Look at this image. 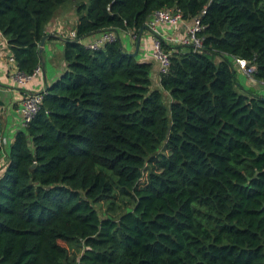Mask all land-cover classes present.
<instances>
[{"label": "trees", "instance_id": "obj_1", "mask_svg": "<svg viewBox=\"0 0 264 264\" xmlns=\"http://www.w3.org/2000/svg\"><path fill=\"white\" fill-rule=\"evenodd\" d=\"M67 0H0L17 68ZM199 17L202 45L161 39L165 72L123 47L153 12ZM66 68L10 144L0 175V264H264V0H80ZM118 37L92 48L104 30ZM62 35V34H60ZM249 75V74H248ZM23 118V117H22ZM0 129V161L3 156ZM102 216L97 202L111 212Z\"/></svg>", "mask_w": 264, "mask_h": 264}, {"label": "crops", "instance_id": "obj_2", "mask_svg": "<svg viewBox=\"0 0 264 264\" xmlns=\"http://www.w3.org/2000/svg\"><path fill=\"white\" fill-rule=\"evenodd\" d=\"M64 17L68 19V22ZM77 20L78 14H67L66 11L63 16L62 14L54 15L51 22L48 23L46 27V32L50 35L45 41L42 56L43 60L40 66L41 71L23 81L17 76V73L20 70L17 68L16 63L12 58V53L7 46L6 38L0 31V129L3 135L2 143L5 145V148L6 144L12 142L18 129L22 127L23 118L21 111L19 110L22 99L30 93L43 91L47 84L53 82L65 70V39L55 35V33L62 34L63 36H70L72 31L76 28ZM69 24L72 26H69ZM190 25L191 20L183 21L180 24L160 23L154 29L151 27L150 29L146 28L142 32L139 51L142 47L150 49L153 40L156 37H161L167 42L181 43L178 38L184 35ZM102 32L103 31L94 33L85 40H93L100 36ZM121 35L130 37L132 45L131 49L128 51H134L136 49L137 38H135L128 30L122 31L120 37ZM145 59L154 61V79L158 82V61L153 57H146ZM237 71L245 72L240 66L237 68ZM249 82L253 85L252 83L255 84L257 81H254L249 75ZM255 87L258 88V85ZM0 171H2V167L0 168Z\"/></svg>", "mask_w": 264, "mask_h": 264}, {"label": "built area", "instance_id": "obj_3", "mask_svg": "<svg viewBox=\"0 0 264 264\" xmlns=\"http://www.w3.org/2000/svg\"><path fill=\"white\" fill-rule=\"evenodd\" d=\"M183 21L182 13L177 9L173 8H165V9H157L151 15L150 20L147 23L148 28H155L160 23H169V24H180ZM202 27L201 20L199 17H195L191 20V25L187 29V31L179 37V41L181 43H193L195 47H200L202 45V38L197 35V31ZM152 30V29H151ZM131 34L137 38L138 34L131 32ZM75 30L72 31L71 36H75ZM118 35L114 30H105L102 32L100 36L97 38L87 41L86 44L89 47L96 48L103 45L108 40H113L117 38ZM161 37H156L153 40L152 47L150 49H146L145 56L153 57L158 61L159 71L165 72L168 70L170 65V53L162 46ZM144 48V47H142ZM237 63L244 69L247 74H251L253 67L248 66L247 60L245 58H237ZM41 71V67L39 66L36 71L32 75H27L21 71L17 73V76L21 81L26 78H30ZM264 82V81H263ZM43 96L42 92H34L26 95L20 104L19 110L21 111L22 117L24 121H30L33 115L38 110L40 103L42 102Z\"/></svg>", "mask_w": 264, "mask_h": 264}, {"label": "rangeland", "instance_id": "obj_4", "mask_svg": "<svg viewBox=\"0 0 264 264\" xmlns=\"http://www.w3.org/2000/svg\"><path fill=\"white\" fill-rule=\"evenodd\" d=\"M78 2H80V0H67L66 2L60 4L55 11V14H64V12L66 11L67 14H78V10H77V4ZM65 20L68 22V19H66V17H64ZM69 26H72L69 24ZM70 28V27H69ZM63 36V35H62ZM71 36V35H70ZM63 37H67V36H63ZM89 38V37H88ZM86 38V39H88ZM121 42L123 44V47L127 50L131 49V39L129 36H123L121 35ZM146 52V48H140V51L137 54V58L138 59H143L146 58V56L144 55ZM154 64L152 66V74H154ZM155 75V74H154ZM237 76H238V89L242 92H247L250 88H251V83L249 82V75L243 71H237ZM252 78V77H251ZM257 83V82H256ZM252 83L253 85L257 86V84ZM260 94L264 95V89L259 90L258 91ZM6 144V143H5ZM10 144L11 142H9L8 144H6V148L4 147L3 150V156L1 157V161H0V168L2 167V171H0V174L3 172V170L5 169V165L7 163V158H8V154H9V150H10ZM5 146V145H4ZM116 202L118 204H120L122 206V208H118L116 211L111 212V209L107 206L108 203L107 201H101V202H97V208L100 212V214L102 216H105L106 214H113V215H118L126 206L131 207V204H128L126 202V200L120 195L117 194L116 198H115Z\"/></svg>", "mask_w": 264, "mask_h": 264}, {"label": "water", "instance_id": "obj_5", "mask_svg": "<svg viewBox=\"0 0 264 264\" xmlns=\"http://www.w3.org/2000/svg\"><path fill=\"white\" fill-rule=\"evenodd\" d=\"M51 22V21H50ZM49 22V23H50ZM147 26V25H146ZM148 28V26H147ZM144 31V29L141 30V32L138 34V37H137V41H136V49L134 51H129L130 54L132 55H137L138 52H139V47H140V42H141V37H142V32ZM50 34L49 33H45L40 41V48H39V51L40 53L43 52V49H44V45H45V41L47 39V37L49 36ZM55 35L59 36V37H62L64 38L62 35L58 34V33H55ZM258 85V88H256L254 85H251V90H256L259 91V90H262L264 89V82H258L256 83Z\"/></svg>", "mask_w": 264, "mask_h": 264}]
</instances>
